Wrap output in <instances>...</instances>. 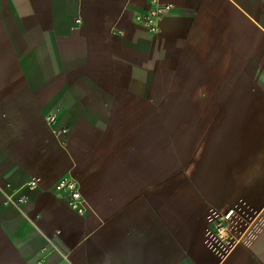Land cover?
<instances>
[{
    "label": "crops",
    "instance_id": "obj_1",
    "mask_svg": "<svg viewBox=\"0 0 264 264\" xmlns=\"http://www.w3.org/2000/svg\"><path fill=\"white\" fill-rule=\"evenodd\" d=\"M159 1L0 0V264H264V0Z\"/></svg>",
    "mask_w": 264,
    "mask_h": 264
},
{
    "label": "built area",
    "instance_id": "obj_2",
    "mask_svg": "<svg viewBox=\"0 0 264 264\" xmlns=\"http://www.w3.org/2000/svg\"><path fill=\"white\" fill-rule=\"evenodd\" d=\"M173 9L174 6L172 4H163L159 0H151L148 10L140 16V20L153 34H156L160 30V22L163 16ZM48 119L51 123H54L57 120V115H49ZM63 131L67 132V129H64ZM32 184L34 185L35 183L32 182ZM57 189L67 193V202L74 211L80 214L85 212L84 198L79 183L73 177L62 178L57 184ZM234 214L235 208L227 209L217 223V233L222 239H227L229 237L230 224L233 220Z\"/></svg>",
    "mask_w": 264,
    "mask_h": 264
}]
</instances>
